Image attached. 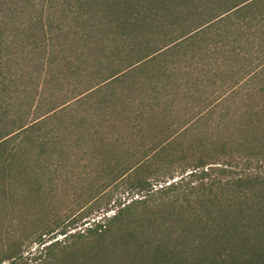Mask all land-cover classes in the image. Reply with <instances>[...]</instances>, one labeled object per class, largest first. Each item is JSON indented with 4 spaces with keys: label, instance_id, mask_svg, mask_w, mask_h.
Wrapping results in <instances>:
<instances>
[{
    "label": "trees",
    "instance_id": "obj_1",
    "mask_svg": "<svg viewBox=\"0 0 264 264\" xmlns=\"http://www.w3.org/2000/svg\"><path fill=\"white\" fill-rule=\"evenodd\" d=\"M4 1L0 0V14L3 10V14L0 15V29L1 23H10L11 30L9 35H3L0 31L2 88L3 79L11 81L21 76L19 70H23L28 62L36 63L35 57L29 56L25 67H20L18 63L10 64V58H6L8 53L2 52L3 48L12 46L11 41L16 36L14 34L16 28L22 27L28 32L25 33L29 46L27 51L34 52V56L37 53L40 59L37 58L39 66L35 68L36 73H26L28 76L26 79H32V89L27 83H22L17 90L20 94H25L23 103H19V106L32 104L33 117L27 121L22 120L23 113L19 109L17 111L6 109L0 113L1 169L6 162L22 154L31 156L34 150H37L35 156L42 157L49 155L52 149L50 156L61 159L64 149L79 146V142L87 137L89 144L97 146L95 134L100 133V129L106 124L114 128L117 123L111 122V119L115 113L122 112L112 113V109H107L106 106L95 105L115 98L116 92H107L110 89H119L121 100L123 92H128L131 87L135 88L140 97L150 96L152 104L167 110L177 107L171 103H174L178 96L197 99L193 104L187 103V100L181 104L183 108L187 107L186 110L196 113H193L190 121L183 125L185 128L221 106L223 100H228L233 94L230 93L222 99V92L226 94L232 92L242 80L248 79L243 83L244 89L256 93L251 77L264 72V67L261 68L264 58L243 73H237L233 69L232 80L226 82L228 84L223 89L222 82L218 81L223 64L221 59L217 61L222 49L233 53L235 58L239 45H236L234 35L244 29L241 27L242 23L247 20L252 22L254 19L264 25V0H227L223 5L217 0H208L204 6L209 8L207 15L203 14L200 7L203 5L193 7L191 11L185 3L178 5V11L175 10L174 15L167 16V19L154 25L157 31L144 33L136 41L130 40L123 50L102 51L95 66H90L91 74L80 79L79 83H83L84 86L81 89L75 88L69 95H65L60 92L61 87L58 84L69 71L73 72L74 68L79 67L75 65L73 59L65 65L64 60L67 56L61 55L55 48L54 41L58 36H54L53 29L48 24L45 0H31L30 8L25 6L19 8L24 15L23 25L20 26L14 24L12 16L18 8L5 7L2 5ZM73 1L79 7L83 3H89L88 0ZM252 8L256 10L243 15L242 12ZM192 11L197 14L196 17H188ZM153 12L151 9L143 14L136 12L126 20L133 27L138 21L146 20L145 17H149ZM249 26L255 31L256 26L254 27L253 23ZM221 32L229 33L228 36L225 35L224 40L221 39ZM10 34H14L13 37H10L12 36ZM211 48L219 53L214 63L209 61L207 58L211 57L206 55L207 50ZM192 51L195 54H189ZM198 51L203 55L201 59L195 58ZM180 52L181 54L177 55ZM173 55H177V60H172ZM181 59L184 61L190 59L194 65L182 67L183 70L178 74L173 65ZM139 76L140 82L134 86L133 81ZM130 78L134 80L131 81ZM50 84L55 88L48 93ZM210 85L213 87L209 94L211 91L217 92L215 97L199 98L203 97V92H207L205 90ZM257 92L260 95L250 106L257 110L256 115L261 109L264 110V86L258 87ZM91 98L94 99L90 100ZM145 107L142 105L130 115H122L129 124L128 127H136ZM252 115L254 116L253 113L247 114L246 117ZM249 121L250 119L246 121L242 129L233 123L229 128L230 138L216 135L210 139L209 144L200 143L180 149L177 157L169 160L161 168L145 169L141 172L142 169L137 166L130 167L117 163L109 171L112 174L109 182L115 188L120 183L134 192L147 191L151 176L161 175L173 179L176 172L177 179L161 188L181 186L183 185L181 181L186 178L184 182L188 184L191 192L218 191L219 194L226 192L230 197H246L248 203L237 205L229 202L224 209L216 207L214 213L205 211L195 214L193 211L183 213L171 210L167 217L171 216L172 222L165 223L163 220H156L157 217H151L152 220L146 219L149 226L145 227L141 220L131 219L130 207L135 203L131 200L132 203L116 207L112 215L108 217L103 215L96 221L93 219L78 229L81 231L68 232L69 228L66 227L69 225L59 229L63 238L73 239L59 246L62 250L58 256H51V251L59 248L57 239L43 244L41 246V250L44 251L43 259L37 264H264V174L244 169L236 177L211 180L207 172L213 167L210 164L218 161H222L225 167L237 161L246 163L264 161V118L261 120L263 125L257 124V135L253 137H249ZM249 125L251 126V122ZM167 129L156 140L155 146L148 150L167 152L172 148L171 146L177 142L175 138H178L176 136L178 133L177 130L168 132ZM98 146L95 148L105 147L101 143ZM220 170L226 172L224 168ZM194 181L195 185L192 184ZM99 182L100 187L106 185L102 181ZM111 194L107 195L104 203L98 201L88 209L85 207V210L80 212L79 219L87 217L92 208H102V204L106 206ZM203 206L205 205L201 204V209H204ZM103 210L107 212L111 208L104 207ZM40 253L41 251L38 254ZM11 257L12 255L6 259ZM6 264H12V261Z\"/></svg>",
    "mask_w": 264,
    "mask_h": 264
},
{
    "label": "rangeland",
    "instance_id": "obj_2",
    "mask_svg": "<svg viewBox=\"0 0 264 264\" xmlns=\"http://www.w3.org/2000/svg\"><path fill=\"white\" fill-rule=\"evenodd\" d=\"M88 1L89 3H83L79 7L73 0H45L48 9L47 14H45L48 17V24L53 29L54 36H58L54 41L55 48L59 50L58 53L67 56L64 60L65 65L66 62L73 59L75 65L79 67L74 68L73 72L69 71L64 76L63 81L58 84L61 87L59 88L60 92L65 95H69L70 91L75 88L81 89L84 86L83 83H79L80 79L91 74L90 66L94 65L95 62L97 63V58L102 54V51L123 50L130 40L136 41L144 33L157 31L154 25L167 19V16L174 15L175 10L178 11V5L185 3L190 7V11L193 7L203 5L200 7H202L205 15L208 14L209 9L208 6L204 7L208 0ZM217 1L222 5L227 2V0ZM2 5L12 9L13 7L18 8L12 16L14 24L20 26L23 25L24 15L19 8L24 6L30 8L32 1L5 0ZM148 9L154 11L152 15L145 17L146 20L138 21L133 27L129 25L126 20L128 16L136 12L143 14ZM31 10L33 9L31 8ZM255 10L252 8L242 13L248 15L250 11L254 12ZM2 14L3 10L0 15ZM196 15L192 11L188 17H196ZM251 23L254 27L256 26L255 31L251 30L252 27L249 26ZM261 24L254 19L252 22L247 20L241 24L244 29L234 35L236 45H239L235 58L233 53L228 50L222 49L220 54L213 48L207 50L206 55L211 57L207 58L209 61L214 63L218 54L217 61L220 59L222 61L223 66L221 67L223 68L219 72L218 81L222 82L223 89L228 84L226 82L232 80L233 69L237 73H243L246 69L248 70L263 60L264 25ZM9 26L10 23H1V34L9 35L11 30ZM16 29L15 37H13L14 34H10L12 35L10 37H13L12 46L3 48L2 52L8 53L6 58H10V64L18 63L20 67H25L29 56L35 57L34 62L36 63L28 62L23 70H19L21 76L11 81L3 79V88L0 85V113L6 109L12 111L19 109L23 113L22 120L27 121L33 117V106L32 104L19 106V103H23L25 94H20L17 90L20 89L22 83H27L32 89V79L27 80L26 73H36L35 68L39 66L37 58H40L37 53L34 56V52L27 51L29 46L25 33L28 32L22 27ZM228 34L221 32V39L224 40L225 35L228 36ZM193 49L196 50V48ZM191 53L195 54L194 51L189 54ZM180 54L181 52L177 55ZM8 55L10 56L8 57ZM177 55L171 56L172 60H177ZM202 56L198 51L195 58L201 59ZM186 65L192 66L194 62L190 59L187 61L181 59L173 66L175 72L179 74L183 70L182 67ZM263 67L264 64L261 68ZM217 73L218 71H216ZM76 77L78 78L75 80ZM140 78L141 76L137 77V80L130 79L131 81L134 80L133 85L135 86L137 82H140ZM247 80H242L232 92L227 94L222 92V99L230 93L233 94L228 100H223L222 105L215 108L214 111L206 113L190 124L191 126L185 128L183 125L190 121L195 111L186 110L187 107L183 108L184 106L181 104L184 100L193 104L197 99L194 100L192 97H184L183 95L178 96L174 99V103H171L177 107L167 110L163 109L162 106L157 108L155 104H152L150 96L140 97L135 88L131 87L128 92H123L124 95L121 96L123 98L121 100L119 99L120 90L110 89L107 92H116L115 98L109 102L96 103L95 105L106 106L107 109H112V113L114 111L122 112H119L121 115L116 113L113 115L111 122L116 121L117 123L114 128L106 124L100 129V133L94 136L97 146L101 143L105 149L95 148L97 146L89 144L87 137L79 142V146H69L64 149L61 159L50 156L52 155L51 149L49 155L37 157L35 156L37 150H34L31 156L22 154L10 162H6L4 167L2 166L3 169L0 167V264H6L8 261H12V264H37L43 259L44 251L41 250L43 244L57 239L59 243L57 246L61 247L66 241L73 239L71 237L63 238L59 229L69 225L66 227L69 228L68 232L81 231L78 229L93 219L96 221L103 215L108 217L113 214L116 207L132 203L131 200L135 201L130 207L131 219L141 220L145 227L149 226L146 219L152 220L151 217H157L156 220H163L165 223L172 222L171 216L167 217L171 210L182 211L183 213L193 211L195 214L205 211L214 213L213 210L216 207L220 206L224 209L229 202L237 205L248 203L246 197H230L226 195V192L222 194H219L218 191L191 192L188 184L184 182L186 178L181 181L183 184L181 186L161 188L168 182L177 179L176 172L173 179L161 175L151 176L149 189L141 192L129 190L120 183L115 188L109 182L112 178L109 171L117 163L130 167L137 166V168L142 169L141 172H144L145 169L161 168L169 160L175 159L180 149L196 146L200 143L209 144L210 139L216 135H221V138H230L229 128L233 123L242 129L246 121L250 119L248 122L249 137L256 136L257 124L263 125L264 110L261 109L256 115L257 110L250 108V106L260 95L257 88L261 85L264 86V72L251 77V83H253L254 89L256 88V93L243 88V83ZM212 87L213 85L207 87L205 90L207 92H203V97L199 98H206V96L214 98L217 92L211 91L209 94ZM54 88L55 86L50 84L48 93ZM98 99L100 100V98ZM142 105L146 107L142 117L139 116L140 119L136 127H128L129 124L122 115H130L133 110L137 111L138 107L141 108ZM251 113L254 116L246 117L247 114ZM100 119L101 116L98 117V120ZM250 122L251 126L249 125ZM1 124L3 125L2 121ZM166 129L168 132L177 130L178 133L176 135L178 138H175L177 142L171 146L172 148L167 152L148 150V148L155 146L156 140L161 137L160 135ZM222 163V161H218V163L210 164L213 167L207 171L209 179H230L238 176L244 169H247L245 171L251 170L264 174V161L248 163L237 161L236 163L232 162L231 166L227 167ZM221 168H224L226 172L221 171ZM99 181L106 183V185L100 187ZM195 182L192 184L195 185ZM109 194L112 196L106 206L102 204V208H92L93 210L87 217L79 219L80 212L98 201L104 203ZM201 204L205 205L203 206L204 209H201ZM104 207L111 208V210L104 212ZM104 219L102 218V220ZM71 223L73 224L70 225ZM60 247L58 250H52L51 256H58L62 250ZM39 251H41L40 254H38ZM11 255L10 259H6Z\"/></svg>",
    "mask_w": 264,
    "mask_h": 264
}]
</instances>
